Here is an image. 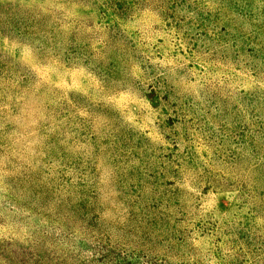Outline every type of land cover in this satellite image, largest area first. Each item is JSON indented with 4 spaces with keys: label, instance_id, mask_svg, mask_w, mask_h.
I'll list each match as a JSON object with an SVG mask.
<instances>
[{
    "label": "rangeland",
    "instance_id": "obj_1",
    "mask_svg": "<svg viewBox=\"0 0 264 264\" xmlns=\"http://www.w3.org/2000/svg\"><path fill=\"white\" fill-rule=\"evenodd\" d=\"M0 264H264V0H0Z\"/></svg>",
    "mask_w": 264,
    "mask_h": 264
}]
</instances>
